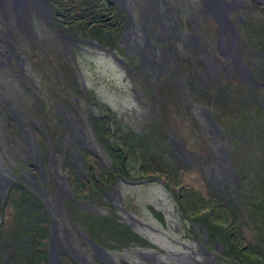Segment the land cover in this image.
<instances>
[{"label": "rangeland", "instance_id": "374dc122", "mask_svg": "<svg viewBox=\"0 0 264 264\" xmlns=\"http://www.w3.org/2000/svg\"><path fill=\"white\" fill-rule=\"evenodd\" d=\"M84 1L96 4L95 0ZM131 1H134L132 7L135 10L143 12L146 9L149 11L155 1L160 0ZM202 1L204 0H164L160 3L161 7H168L171 11H174L175 5L179 14H174L173 18L179 20L184 27L188 25V31L197 35L198 41L195 35L190 37L187 52L180 47L184 36L179 34L178 29L171 36H162L156 26L152 29L150 25H146L153 43L163 37L177 40L172 44L180 49V53H174V57L170 55V43L157 52L162 66H153L146 60L139 61L136 43L133 42L134 36L127 33V29L125 34L124 29L119 31L110 22H114L113 16L107 22H99L102 27L98 35L93 33L94 23H91L90 17L96 15L88 14V9H85L87 5L79 7L75 2L67 4L70 8L67 15L70 18H74L76 14L85 15L88 26L85 24L82 37L92 35L94 38L98 36V39L68 41L60 38L58 43L57 32L51 30L48 14H36L39 40L34 41L30 50L25 43L18 42L25 62L14 67L15 72L11 77L4 78V81L0 74V189L4 195L12 184L22 188L21 181L30 192L29 195H34L40 201L35 204L27 199L29 201L25 202L26 206L50 215L48 239L40 237L41 244L36 247L37 251H42L43 242L47 246V264H62L58 256L64 259L65 264H228L226 260L229 254L222 252V246L207 245L206 242H200L199 237L189 233V221L182 218L172 199V193L156 177L127 180L119 178L118 171L112 170L114 183L109 185L111 188H107L108 190L104 189V200L111 202L114 212L147 239V245L132 241L126 244L108 234L99 238L90 230H80L79 226L71 224V216L60 204L63 195L72 198L71 187L65 180L69 176L67 173L72 171V163L84 169L89 176L94 171H98L99 175V164L110 170V163L102 154L90 122L91 116L101 115V110L105 108L113 112L117 123H129L136 128L149 122L151 129L158 128L166 132L168 143L173 145L172 148L188 164L187 168H167L166 171L164 167V175H170L171 185L174 186L172 188L176 192L178 187L185 189L190 186L206 196L205 177L213 183H210L212 186H218L219 182L226 180L229 190L232 191L238 176L231 166L236 161L243 175L249 179L262 165L264 157L260 154L262 152L259 140H251L252 143H248L249 148H245L244 155L233 157L232 144L223 136L225 126H235V123L228 117L219 115V110L220 106L238 105V98L243 95V91L237 90L239 80L248 86L247 89H258L261 96L259 98L257 93L249 94L250 90L244 92V103H241L244 111L242 127H248L252 123L251 116L245 115L246 111H253L248 107L257 110V117L264 120V113L257 106L259 104L264 110V88L259 83V80L264 83L261 80L264 78V0H218L228 4L218 14H213L207 7L200 14L198 6L204 4L205 1ZM212 3L213 0L209 5ZM193 5L195 6L192 7ZM95 7L94 5L91 8ZM121 7L127 9L129 5L127 2H118L107 11L121 13ZM189 17L194 21L193 27L187 22ZM238 20L241 22L235 24ZM140 33L138 32L137 37ZM221 39L225 40L227 49L231 52V55L227 54V61L219 53L217 59H214L212 53L214 46L218 45L222 52L225 51ZM35 57L39 62L33 59ZM232 57H235V61ZM194 59L199 63L197 70L192 69ZM206 61L208 65L205 64ZM229 61H233L231 63L234 67ZM176 62L183 71L176 67ZM219 62L222 63L221 69L216 67ZM29 69L32 73L33 70L36 71L37 81L34 83H27L16 77L20 70H26L30 74ZM6 71L9 72L8 69ZM0 72L2 73V69ZM197 81L200 82L199 86H209L207 94L201 93L204 91L197 86ZM217 83L222 87L227 85L224 90L231 91L229 101L223 103L217 99V89L211 88V85L219 88ZM16 92L18 96H15ZM25 92H28L27 95ZM29 92L33 94L30 95ZM164 92L168 97L164 98ZM218 101L219 106H216ZM39 104H42V109ZM205 108L211 110L214 117H210ZM58 114L64 117L65 124L60 123ZM214 118L224 128L213 123ZM157 120L162 124L158 122L151 127L152 122ZM13 123L16 124L15 128ZM62 125L65 127L63 137ZM259 125H262L260 141L264 143V125ZM79 146L90 150L99 158L100 163L86 167L76 150ZM87 159L90 157L87 156ZM107 173L108 171L103 172L102 180L108 176ZM246 178L241 182L242 187L246 184ZM82 191L86 192L84 189ZM244 192L247 196L243 200L252 203V196H249V192ZM94 199H83V206L95 212L106 209L104 204ZM0 201L3 202V199ZM121 202L127 204L128 211L122 208ZM158 211L163 213L164 223L159 219ZM13 218V207L8 201L5 208L0 210V256L8 260L14 258L17 250L12 247V242L6 240L4 243L7 244L2 248V231H11ZM245 233L244 236L249 240L250 235ZM206 236L207 232L204 234L205 241ZM252 262L264 264V255L257 262Z\"/></svg>", "mask_w": 264, "mask_h": 264}, {"label": "trees", "instance_id": "16d2710c", "mask_svg": "<svg viewBox=\"0 0 264 264\" xmlns=\"http://www.w3.org/2000/svg\"><path fill=\"white\" fill-rule=\"evenodd\" d=\"M84 5H87L85 9H88V14H91V12L96 9L99 10L100 14H97L101 18L99 21L94 20V17H90V21L94 23L93 28L98 30H101L102 27L99 22H107L110 16H113V18L116 16V14H108L107 11V8L115 6L112 0H99L96 4L92 2L83 3L81 1L79 7ZM94 5L96 7L94 9L91 8ZM90 8L92 10H90ZM80 15L82 14H76V16ZM118 16H120V14H118ZM110 22L115 24L113 21ZM109 30L110 29H108V31ZM117 46H119V44H117ZM192 66L193 70H197L199 63L195 61ZM179 68L182 70L180 64ZM262 76H264V71ZM261 80H264V78ZM196 84L199 86L198 84H200V82L197 81ZM212 84H214V82ZM217 85L219 88L211 85V88L214 87L218 91L217 99L223 103L229 101L231 99V91L226 92L224 90V88H227V85L223 87L218 83ZM199 87H201V91H204L201 93L207 94L209 92L208 85ZM238 87V91H243V95H240V99L238 98V100H240L238 105L233 106V104H231L229 107L220 106L221 109L219 110V115L228 117L235 123V126L224 125L228 130L227 133L226 128L221 126L220 122L215 118L213 119V123L224 128L225 135L223 137L232 144L233 157L238 154L239 156L244 155L245 148H249L248 143H252L251 140H259L260 151L262 152L260 154L264 157V143L260 141L262 136L260 128L262 125H259H264V120L261 121L263 118L261 117L260 120V117H257L258 113L256 114L257 110L253 107H248L249 110L253 111H246L245 115L248 117L251 116L250 119L252 123H250L248 127H242L241 125L244 112L241 109V103H244V92L250 90L249 94L257 93L260 98L261 96L258 93L259 90L255 88L247 89L248 86L246 87L244 83H240ZM262 88H264V83H262ZM195 89H198V87H195ZM230 90H232V88ZM26 93L28 92H25V94ZM166 97L168 96H166L164 92V98ZM219 101L216 106H219ZM173 105L175 108V104ZM257 106L260 112L264 113L263 108L259 107V104ZM39 108L42 109V104H39ZM180 110H182V108H180ZM205 110L210 117H214L211 110L207 108H205ZM58 116L60 118V123H64V117L60 114H58ZM90 122L95 133V138L100 143L102 154L110 163V170H107L105 166L99 164V175L98 171H94V173L89 176L85 173L84 169L74 166L71 162L72 171L69 172L70 174L67 173L69 176L68 179L66 176L65 180L71 187L72 198L63 195L60 200L62 208L71 216V224H76V226H79L80 230L84 228L88 231L90 230L96 237L108 234L115 240L117 239L123 243L126 242V244L132 241L147 245V239L135 231L114 212V206L110 204L111 202L104 200V189L111 188L109 185L114 183L112 182L113 176H111L112 170H117V176L119 178L123 177L128 180L133 178L151 179L152 177H156L164 182L172 193V199L175 201L177 210L181 212L182 218L187 219L190 223V228H188L189 233L194 237H199L200 242H206L207 245L222 246V252L229 254L226 260L228 264H253V260L257 262V259L264 255V162L255 170L252 177H250L251 179H249L243 175L236 161V163L231 166L238 176L232 191L229 190V185L226 184L228 183L226 180H222V183L219 182L218 186H212L210 184L212 182L207 181L208 177H205L206 196H204L201 191L190 186H186L185 189L178 187L176 192L175 188H172L174 186L171 185L170 175L166 176L164 173L167 168H187L188 164L182 159L179 152L173 149V145L170 142L168 143L169 139L164 130L158 128L151 129L149 127V122L136 128L129 123H117L115 122V115L109 108L101 110V115L91 116ZM158 122L162 124L158 120L153 121V126L151 127H154ZM13 124L16 125L15 123ZM63 125L61 128L62 137L65 131ZM43 136H45V134ZM231 136L232 139L230 138ZM240 146L243 152L240 150ZM76 150L80 153V157L84 165L86 164V167L93 163H100L99 158L90 150L80 146ZM87 156H89L90 159H87ZM106 171H108V176L102 180V175H104L103 172ZM162 176L164 178H162ZM243 178H246V184L242 187L241 182ZM20 183L23 186L22 188L21 186L12 184L11 188H8L4 195L0 189V199H3V202L0 201L2 203L0 210H3L8 201H10L13 207L14 217L12 219L11 231H2L1 245L2 248H4L7 244L4 243V240H6L7 242H12V247H16L15 251L17 250L14 258L11 260L5 259L4 256L1 255L0 264H47V246H44L43 242L42 251H37L36 247L41 244L40 237L47 238L49 234L47 227L51 223V217L48 212L43 213L42 211H37L35 208L30 209L26 206V201L31 200L29 202H34L35 204H39L40 201L34 197V195L30 196V192L21 181ZM52 183L55 185L54 182ZM49 188L51 190V187ZM82 189L86 192L83 193ZM244 191L249 192V196H252V203L248 202L249 200H243V197L247 196ZM87 197L95 198L100 203L104 204L106 209L99 212L87 209L82 203V200ZM120 205L124 210L128 211L127 204L121 202ZM157 214L161 222L164 223L163 213L158 211ZM196 228H198L200 233ZM205 232H207L206 241L204 238ZM245 232L250 235L249 240L244 236L246 234ZM24 239H26V241H24ZM58 258L62 264H65L61 256H58Z\"/></svg>", "mask_w": 264, "mask_h": 264}, {"label": "flooded vegetation", "instance_id": "af4514ba", "mask_svg": "<svg viewBox=\"0 0 264 264\" xmlns=\"http://www.w3.org/2000/svg\"><path fill=\"white\" fill-rule=\"evenodd\" d=\"M81 1L83 3L85 2L84 0H68L66 2L65 0H0V69H2V73L0 72V74H1L2 81H4V78L12 76L13 72H15V70L13 69L14 67H16L17 65L20 66L21 63L25 62V59L23 58L24 53L21 49H19L17 45L18 42L25 43L27 48L30 50L33 47L34 41L37 39L39 40V32L36 30L37 28H36V23H35L36 14H48V19L50 21L51 30L57 32L56 40H58V43L59 41H61L60 38H66L65 40H68V41L69 40L75 41L72 39H78L80 41V40H83V38L92 39V40L95 38L98 39V36L94 38L92 35L88 37H82V34L84 33L86 29L85 24H87L85 15L75 16L74 18H70L67 15L70 9L67 7V4L69 5L75 2V3H78V5H80ZM98 1L99 0H95V3H97ZM112 1H114L115 5L118 4V2L122 3V1L127 2L129 5V8L127 9L124 7H121V9L123 8L122 12L121 13L117 12L116 16L114 17L115 24L114 23L113 24L117 29H119V31L121 29H124V32H123L124 34L127 29V33L129 32L132 36H134L133 42L136 43L135 47H137V50H138L137 52L139 56V61L146 60L149 63H151L153 66L155 64H157V66H162L163 63L159 61L157 52L159 50L161 51L162 49H164V45L169 44V43L172 45L171 47L169 46V50H172L170 54L171 57H174V53L175 54L180 53V49L174 44H172L173 42H177V40L171 37L168 40L165 37H163L160 40H157L156 43H153L149 36L150 31L147 29L146 25H150L152 29L154 28V26H156V30L160 32L162 36H166V35L171 36L175 33V30L178 29L180 31L179 34L181 33V35L184 36V42L180 47L182 50L186 52L189 51L188 47L190 46H188V41L190 40L191 36L195 35L196 41H198L197 35L195 33H191L188 31V25L187 27H184L183 24H180L179 20H177L176 18H173L174 14H176V16L177 14H179L177 8H175V5H174V11H171L168 7H161L160 3H162L164 0H160V1H155L154 5L151 7L149 11H147L146 9L143 12L142 11L139 12L132 7L134 1H131V0H112ZM204 1L202 2H204L205 5L202 3V5L198 6V11L200 12V14L204 13L203 10L205 7H207V9L213 12L214 14L216 7L218 6L219 3H221L223 6V7H220L222 10L224 9V6L225 7L228 6V4L225 3L224 1L221 2L218 0H213L214 3H212V5L207 4L206 0ZM210 1L211 0H208V3H210ZM191 2L192 1H190V3ZM213 4H216L215 7L213 6ZM194 6L195 5H193L192 7ZM108 9L109 8H107V10ZM205 12L207 13L206 9H205ZM91 14L96 15V17H94V20L99 21V19H101L97 15V14H100L99 10H94L91 12ZM108 14H113V13H111L109 10ZM118 14H120V16H118ZM115 18H117V20ZM189 18L190 20H188L187 22L190 26L193 27L194 21L191 19V17ZM204 18L207 19L206 17ZM174 19H176L175 20L176 22L174 21ZM174 22L175 24H173ZM238 22H241V21L238 20L237 22H235V24H237ZM74 29L77 31H75ZM99 32L100 30L94 28L93 33H96L98 35ZM138 32H141V33L137 37ZM109 35L112 38L114 37L111 32L109 33ZM221 43L225 51L222 52V49H220V45H218L219 47L214 46L212 53H213L214 59H217L218 57L217 53H219L222 55L223 60L227 61V59H229L227 54L231 55V52L230 50L227 49L225 40L221 39ZM63 44H66V43L63 41ZM197 44L195 46H197ZM232 44H234V42H232ZM204 51L205 53H207L206 50H203V52ZM142 54L143 56H141ZM54 56L57 58V55L54 54ZM232 58L235 61V57H232ZM33 59L39 62V59L37 57ZM28 60L30 62L31 58H29ZM194 60L198 63V60L196 59ZM229 62L231 63L233 61H229ZM139 64L141 67L140 62ZM205 64L208 65L207 61L205 62ZM220 64L222 63L219 62V64L216 67L220 68ZM175 65L179 69V63L176 62ZM231 65L234 67L232 63ZM29 67L30 69H32L31 66ZM6 69H8L9 72H7ZM30 69H29L30 74H28L26 70L23 72L20 70V73L16 75V77L17 76L20 77L21 79L27 81V83H34L35 81H37V78L35 77V75L37 74L35 70H33V73H32ZM41 71H43V69H41ZM43 72L48 74L46 70H44ZM63 74L65 75L66 72ZM240 83H243V82L238 80L237 90L239 89L238 85H240ZM259 83L260 85H262V82L260 80H259ZM29 94L32 95L33 93L29 92ZM15 96H18V92H16ZM10 110H11V113H14V110L12 109ZM18 112L19 111H17V113Z\"/></svg>", "mask_w": 264, "mask_h": 264}, {"label": "bare ground", "instance_id": "6f19581e", "mask_svg": "<svg viewBox=\"0 0 264 264\" xmlns=\"http://www.w3.org/2000/svg\"><path fill=\"white\" fill-rule=\"evenodd\" d=\"M206 3L209 4L208 0H206ZM215 5L216 4H213L214 7H215ZM220 7H223L221 3H219L218 6L216 7L215 14L222 12V9ZM233 42H234V40H233Z\"/></svg>", "mask_w": 264, "mask_h": 264}, {"label": "water", "instance_id": "95a60500", "mask_svg": "<svg viewBox=\"0 0 264 264\" xmlns=\"http://www.w3.org/2000/svg\"><path fill=\"white\" fill-rule=\"evenodd\" d=\"M206 238H207V236H206Z\"/></svg>", "mask_w": 264, "mask_h": 264}]
</instances>
